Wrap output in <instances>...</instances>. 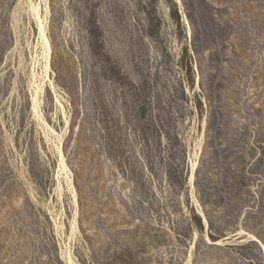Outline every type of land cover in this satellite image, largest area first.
<instances>
[{
	"label": "rangeland",
	"instance_id": "374dc122",
	"mask_svg": "<svg viewBox=\"0 0 264 264\" xmlns=\"http://www.w3.org/2000/svg\"><path fill=\"white\" fill-rule=\"evenodd\" d=\"M36 1L38 116L0 0V264H264V0Z\"/></svg>",
	"mask_w": 264,
	"mask_h": 264
},
{
	"label": "bare ground",
	"instance_id": "6f19581e",
	"mask_svg": "<svg viewBox=\"0 0 264 264\" xmlns=\"http://www.w3.org/2000/svg\"><path fill=\"white\" fill-rule=\"evenodd\" d=\"M29 5L31 8V11L34 13V16L36 17V19L38 21V27H39V31H40L39 41H38V53L35 57L34 69H33V74H32L33 90L35 88V94H34L35 105H34L33 109H34L35 115L38 116V115H40V112H41V111H39L40 107L38 106L39 105V103H38L39 96L41 93H43V90H44L43 85H45L46 79H48V77L51 76L49 74V72L51 70L50 57H51L52 47H51L50 39L48 37V32H47L48 30H47V25H46V22L49 21V17H48L49 16V9L47 8V11H46L47 14L45 15L43 13V8H41L42 3H39L36 0H29ZM40 46H43L42 48H44V53L39 52ZM43 59L46 60V63H47L45 70L41 69V67H42L41 61ZM52 81H51V83H52ZM54 90H55L56 96L58 98V101L61 103V101L59 100V94H58L57 89L55 87H54ZM61 156H62V162H61V166H60V173L67 169V167L65 165V156H64L63 152H61ZM59 180H61L60 174H59ZM60 183H61V181H60ZM72 263H73L72 259L69 258V264H72Z\"/></svg>",
	"mask_w": 264,
	"mask_h": 264
}]
</instances>
